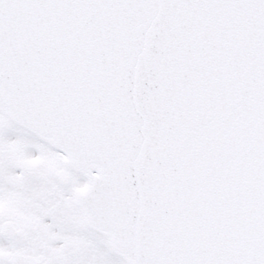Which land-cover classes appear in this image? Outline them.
<instances>
[{
	"label": "snow or ice",
	"instance_id": "snow-or-ice-1",
	"mask_svg": "<svg viewBox=\"0 0 264 264\" xmlns=\"http://www.w3.org/2000/svg\"><path fill=\"white\" fill-rule=\"evenodd\" d=\"M0 264H264V0H0Z\"/></svg>",
	"mask_w": 264,
	"mask_h": 264
}]
</instances>
